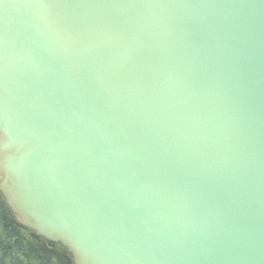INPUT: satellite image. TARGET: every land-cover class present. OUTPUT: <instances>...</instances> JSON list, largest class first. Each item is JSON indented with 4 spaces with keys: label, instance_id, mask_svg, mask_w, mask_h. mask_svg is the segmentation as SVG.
I'll return each mask as SVG.
<instances>
[{
    "label": "water",
    "instance_id": "1",
    "mask_svg": "<svg viewBox=\"0 0 264 264\" xmlns=\"http://www.w3.org/2000/svg\"><path fill=\"white\" fill-rule=\"evenodd\" d=\"M0 195L73 264H264V0H0Z\"/></svg>",
    "mask_w": 264,
    "mask_h": 264
},
{
    "label": "trees",
    "instance_id": "2",
    "mask_svg": "<svg viewBox=\"0 0 264 264\" xmlns=\"http://www.w3.org/2000/svg\"><path fill=\"white\" fill-rule=\"evenodd\" d=\"M0 264H73V261L61 245H48L18 225L0 195Z\"/></svg>",
    "mask_w": 264,
    "mask_h": 264
}]
</instances>
